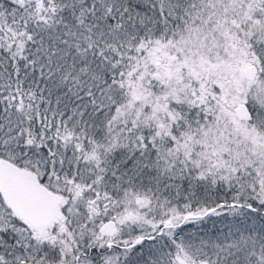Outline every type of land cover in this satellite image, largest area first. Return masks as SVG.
Returning <instances> with one entry per match:
<instances>
[{
    "label": "snow or ice",
    "instance_id": "1",
    "mask_svg": "<svg viewBox=\"0 0 264 264\" xmlns=\"http://www.w3.org/2000/svg\"><path fill=\"white\" fill-rule=\"evenodd\" d=\"M0 264H264V0H0Z\"/></svg>",
    "mask_w": 264,
    "mask_h": 264
}]
</instances>
